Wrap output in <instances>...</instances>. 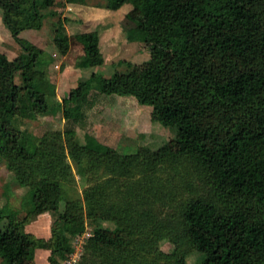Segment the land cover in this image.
Here are the masks:
<instances>
[{"label":"trees","instance_id":"trees-1","mask_svg":"<svg viewBox=\"0 0 264 264\" xmlns=\"http://www.w3.org/2000/svg\"><path fill=\"white\" fill-rule=\"evenodd\" d=\"M53 4L0 0L4 24L28 53L0 55V160L29 188L25 215L0 210L1 264H35L37 248L50 250V264H63L74 250L72 238L85 231L86 220L71 200L60 210L63 182L73 179L67 155L95 182L85 190L94 230L82 264H158L165 253L153 247L157 253L146 258L135 239L147 241L160 227L200 252L195 264H264V0H138L144 40L169 41L171 57L111 76L93 71L62 102L47 79L51 54L20 35L57 14ZM54 30L56 49L68 54L70 35L62 19ZM75 38L84 48L77 66L104 63L97 30L79 31ZM223 75L240 90L223 91ZM93 89L151 105L155 120L185 131L186 147L143 146L123 154L91 133L81 143L75 125L93 105ZM57 109L69 125L51 135L49 146L42 148V141L33 151L27 130L15 120ZM244 173L251 176L248 186L239 181ZM46 211L58 213L51 236L27 231L26 224ZM177 264L190 263L181 256Z\"/></svg>","mask_w":264,"mask_h":264},{"label":"rangeland","instance_id":"rangeland-1","mask_svg":"<svg viewBox=\"0 0 264 264\" xmlns=\"http://www.w3.org/2000/svg\"><path fill=\"white\" fill-rule=\"evenodd\" d=\"M66 1L54 0L51 8L53 11H57V14L45 18L39 34L45 41L49 40L52 34L54 35L55 25L59 19L64 21L67 31L71 33L73 43L69 57L62 59V56H60L56 61L60 66L56 67L55 59L52 60V57H54L52 54L47 72V79L54 85L56 97L60 102L68 95L72 87L76 86L79 81L89 77L93 71L104 76H111L116 70L143 68L151 61H163L171 57L172 49L169 41L158 43L144 40L138 29L140 18V11L136 6L138 0H85V3L89 5L108 8L107 12L101 17L91 18L86 23L87 25H83L81 20L79 22L73 18H62L61 12ZM88 28L98 29L97 31L101 34L100 48L105 61L103 64L84 67L85 69L81 72L78 69L77 62L83 55L84 48L81 42L75 38V34ZM22 33L24 37H29L28 30ZM41 49L49 51L44 48ZM20 53L28 54L4 24L2 8L0 7V55L13 58ZM16 80L21 82L20 74H17ZM219 83L223 91H237L241 88L239 83L231 80L226 75L221 77ZM91 98L93 99V105L84 108L83 120L75 125L77 138L81 143H85L86 134L91 133L99 141L110 145L123 154L135 152L143 146L154 150L165 147L173 151L186 147L185 131L175 125H165L161 121L155 120L152 114V106L140 103L136 97L105 94L93 89ZM15 122L27 130L30 140L29 146L33 151L39 148L42 141H45L42 148L49 146L48 144L53 141L51 135L57 131L64 132L69 125L63 111L60 109L37 118H17ZM66 153H68V150ZM67 160L72 165L73 179L72 181L63 182L64 196L60 203V210H64L68 200H71L75 203L74 210L86 220L85 231L73 236L74 250L68 255H73V258H75L74 262L70 264H82L83 255L88 253V245L94 230L92 218L87 216L85 190L95 182L89 178L91 176L80 174L75 163L68 155ZM15 179V171L9 168L5 159L0 160V210L16 209L19 211V216H23L26 213L24 196L29 188L19 185ZM239 181L241 185L248 186L251 182V176L244 173L240 176ZM160 203L157 204L160 205ZM166 209L167 206L163 207L162 211ZM57 214L54 211L40 213L32 218L25 228L35 236L49 238ZM99 223L111 227H115L117 224L112 220H99ZM146 238L147 241L142 238L140 242L135 239L137 251L144 253L146 258L152 257L153 253H157L155 249L164 252L165 255L159 259L158 264H177L181 256H186L190 264H195L197 259L200 258V252L188 247L164 227L151 232ZM150 240L154 245L152 247L149 246ZM67 258L63 260V264H67ZM1 260L0 257V264Z\"/></svg>","mask_w":264,"mask_h":264},{"label":"crops","instance_id":"crops-1","mask_svg":"<svg viewBox=\"0 0 264 264\" xmlns=\"http://www.w3.org/2000/svg\"><path fill=\"white\" fill-rule=\"evenodd\" d=\"M108 8L104 7V6H93V5H89L88 3L85 2H80V1H66L65 5L63 7V10L61 12L62 18H67V19H75L76 21L81 20V23L83 25H87L86 23L88 21L91 20V18L94 17H101L103 14H105V12H107ZM67 25V23H66ZM33 29V31H31ZM32 29H25L23 31H21L20 35L22 37H24L22 34V32L28 30L29 32V37L25 36V38L29 39L30 41L34 42L35 44H37L39 47L44 48L46 50H49L48 52L52 55L53 52L57 51L55 43L53 41V34L52 37L49 38V40H44V38H42V36H40V29L38 28H32ZM89 30H94V29H82L80 31H89ZM98 30V29H95ZM69 35H70V41H71V48L68 54L66 55H60L62 56V59L69 57L68 55L71 52L72 49V37H71V33L68 31ZM101 35V34H100ZM100 43H101V38H100ZM82 44V43H81ZM49 48V49H47ZM17 56V55H16ZM59 56V58H60ZM15 57V56H14ZM54 57H52V60ZM58 58V59H59ZM61 59V60H62ZM57 59H55L54 62H56ZM52 62V61H51ZM53 62V63H54ZM86 68V67H85ZM84 67H78V69L81 70V72L83 71V69H85ZM70 79V78H69ZM73 86V85H72ZM71 86V87H72ZM49 249H45V248H37L36 253H35V264H50L49 260H48V256H49ZM41 262V263H40Z\"/></svg>","mask_w":264,"mask_h":264},{"label":"built area","instance_id":"built-area-1","mask_svg":"<svg viewBox=\"0 0 264 264\" xmlns=\"http://www.w3.org/2000/svg\"><path fill=\"white\" fill-rule=\"evenodd\" d=\"M53 56H54L55 59L58 60V58H59V56H60V53H59L58 51H55V52H53ZM57 60H56V61H57ZM55 66H56V67H59L60 64H59L58 62H56V63H55ZM74 260H75V258H73V255L68 256V258H67V260H66V263H67V264L73 263Z\"/></svg>","mask_w":264,"mask_h":264}]
</instances>
